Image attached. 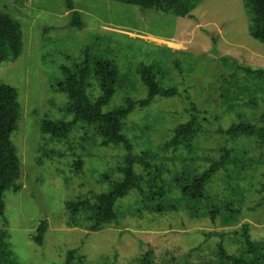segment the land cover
Here are the masks:
<instances>
[{"label":"rangeland","instance_id":"obj_1","mask_svg":"<svg viewBox=\"0 0 264 264\" xmlns=\"http://www.w3.org/2000/svg\"><path fill=\"white\" fill-rule=\"evenodd\" d=\"M244 2L200 0L190 15L181 17L114 0H73L85 22L80 29L70 25L66 0H0V8L18 17L24 31L23 53L0 63V81L17 88L23 109L11 136L23 163V188L5 192L0 222L9 232L18 264H65L67 251L74 248L94 264H137L147 250H153L156 264L215 263L220 243L230 253L240 250L243 238L234 231L245 222L254 240H264V148L249 139L228 140L216 123L227 126L242 114L254 120L263 107L248 103L247 92L254 89L255 93L257 88L242 72L237 85L244 87L232 86L228 95L223 91L224 76L233 62L264 67V43L249 32ZM88 45L93 54L114 61L121 75L122 86L103 110L122 105L126 96L147 95L137 73L141 64H154L158 80L182 92V96H157L149 106L137 107L123 128L135 152L149 150L166 167L168 180L182 169L203 171L210 159L219 157L224 144L240 158L238 167L229 164L206 185L211 196L199 201L196 216L183 207L140 213L138 194L133 192L119 202V224L98 231H90L87 223L69 224L66 201L109 189L100 175L117 170L126 153L120 144L102 145L95 128L84 124L64 141L40 131L43 117L72 118L65 110L68 96L57 92L52 83L63 77L61 65L80 60ZM90 93L93 98L101 93L94 78ZM260 93L264 103V91ZM190 99L211 121L204 122L202 131L189 141L191 147L163 150L173 128L190 118ZM78 156L84 160L81 171L73 166ZM230 201L239 208L233 223H225L221 214L212 220L206 213L207 204ZM41 220H48L49 228L39 245L33 235Z\"/></svg>","mask_w":264,"mask_h":264},{"label":"trees","instance_id":"obj_2","mask_svg":"<svg viewBox=\"0 0 264 264\" xmlns=\"http://www.w3.org/2000/svg\"><path fill=\"white\" fill-rule=\"evenodd\" d=\"M114 1L137 5L142 9L169 11L181 17L190 15L200 2V0ZM66 3L67 8L71 10L70 25L83 28L85 22L82 12L76 9L73 0H66ZM244 6L250 16V34L264 43V0H245ZM23 50L24 31L20 19L0 8V63L18 58ZM79 58L80 60H75L71 66L61 65L63 77L52 83L57 92L68 96L65 110L72 118L43 117L40 131L58 141H64L79 124H84L83 127L95 128L102 138V145L120 144L126 153L118 164L117 170L111 168L100 175V182L104 184L108 181L109 189L88 192L76 199L66 201L69 224L82 226L83 223H87L86 226L90 231H98L112 223L119 224V202L133 192L138 194L137 211L140 213H164L183 207L196 216L199 201L209 199L211 196L206 185L221 170H228L229 164L234 163L238 167L241 164L240 158L233 153L232 148L224 144L218 152L219 157L210 159V164L203 171L192 168L182 169L175 172L171 180H168L167 177L170 175L167 174L166 167L156 162L149 150L135 152L134 145L123 132V128L125 120L137 107L149 106L155 97L182 96L178 86H165L158 80L154 64H141L137 73L147 88V95L140 98L126 96L122 105L105 111L104 105L114 96L117 87L122 86L119 68L114 61L102 59L93 54L89 45L82 50ZM232 67L229 74L224 76L227 82L223 89L225 95H228L232 86H237L239 89L244 87V85H237L238 74L242 72L244 78L254 83L257 88L255 93H253L254 89L247 92L248 103L250 105L253 103L251 106L254 107L258 104L263 107L254 120L244 117L243 114L227 126L216 120L218 132L227 136L228 140L249 139L264 148V103L260 99L262 96L260 92L264 91V67L242 65L236 61L232 63ZM93 78L101 87V93L96 98H93L90 93ZM242 94H245V90ZM189 104L190 118L173 128L171 137L162 145L163 150L191 147L192 144L189 141L202 131L204 122L211 121L204 115L197 102L190 99ZM22 116L23 109L17 88L0 81V222L5 215V192L11 190L17 193L23 188L21 181L23 163L15 140L11 138L12 133L17 131ZM83 163V158L78 156L73 166L77 171H81ZM174 192L178 193L175 197ZM233 201L220 206L216 203L207 204L206 213L211 215L212 220L221 214L225 223H233L239 214V208L233 206ZM48 228V220H41L38 223L33 235L37 244L44 243ZM234 233L243 238L240 250L230 253L220 243L215 252L217 262L207 264H264V240L256 241L251 237L249 223L245 222L241 230H235ZM219 234L224 235L223 232ZM9 239L7 228L0 227V264H18ZM199 249L200 246L194 248V250ZM187 263L199 264L191 263V261ZM65 264L94 263L88 262L85 255L74 248L67 251ZM137 264H156L153 250L142 253L137 258ZM174 264L179 262L176 261Z\"/></svg>","mask_w":264,"mask_h":264}]
</instances>
